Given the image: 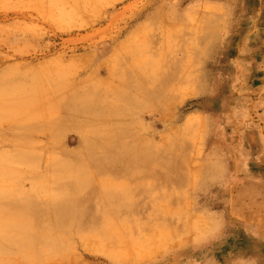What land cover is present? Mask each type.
Returning <instances> with one entry per match:
<instances>
[{
  "label": "rangeland",
  "instance_id": "obj_1",
  "mask_svg": "<svg viewBox=\"0 0 264 264\" xmlns=\"http://www.w3.org/2000/svg\"><path fill=\"white\" fill-rule=\"evenodd\" d=\"M67 114L79 127H59ZM32 131L69 135L58 149L6 141ZM218 148L224 173L208 164ZM20 157L159 159L166 175L139 213L125 179L39 198L48 229L17 260L264 264L231 215L209 230L215 212L264 207V0H0V174Z\"/></svg>",
  "mask_w": 264,
  "mask_h": 264
},
{
  "label": "crops",
  "instance_id": "obj_2",
  "mask_svg": "<svg viewBox=\"0 0 264 264\" xmlns=\"http://www.w3.org/2000/svg\"><path fill=\"white\" fill-rule=\"evenodd\" d=\"M64 120V119H60ZM59 120V121H60ZM59 125V122H58ZM29 132L14 134L13 139L6 140L12 143L15 149L19 144L30 143L37 145L40 141L38 135L45 136L51 140L50 146L57 147L56 141L64 140L69 134L52 131L42 134ZM41 134V135H40ZM1 139H5L1 138ZM18 150V149H17ZM224 148H218L208 164H215L225 171L228 160L219 154ZM222 156V157H221ZM166 175L165 164L162 160H149L144 158L125 159H57L46 158L34 159L27 157L13 158L1 162L0 174V264H28V258L15 259L14 256L27 251V247L38 245L39 232L47 231L48 222L39 206V198H50L49 195L71 193L78 197L96 198L102 191L101 182L104 178L112 180L125 179L129 186V193L132 194V203L128 208L133 213L140 210L157 208V201H150L149 185L153 187L159 200L161 191L158 189ZM147 194L144 196V194ZM141 194V196H139ZM230 197V196H229ZM231 199L235 196L230 197ZM254 199H263L264 196H254ZM236 199L240 196L236 195ZM255 201L253 207H231L228 213L215 212L211 218L209 230L217 237L222 233L225 226L224 219L229 220L228 215L234 218L239 232L247 233L251 238L249 241L263 243L264 241V207ZM139 215V214H138ZM44 219H46L44 221ZM45 229V230H44ZM211 233V235L213 234ZM25 250V251H24ZM248 260V259H247ZM247 262L255 261L248 260Z\"/></svg>",
  "mask_w": 264,
  "mask_h": 264
},
{
  "label": "bare ground",
  "instance_id": "obj_3",
  "mask_svg": "<svg viewBox=\"0 0 264 264\" xmlns=\"http://www.w3.org/2000/svg\"><path fill=\"white\" fill-rule=\"evenodd\" d=\"M213 23V21L209 18H205V21H204V27L206 28L207 32L210 30V27H211V24ZM43 79L44 76H41V75H38V77L36 79ZM59 79V78H58ZM95 95V94H94ZM179 97H176L175 99H173L174 101H179ZM127 101V100H126ZM127 103V102H126ZM90 106H92L94 108V105L93 103H88ZM75 106V105H74ZM91 107V108H92ZM77 110L79 112V110L77 109V107H73L72 105L71 106H68L67 109H66V113H70L71 111H75ZM68 118H64V120H60L59 121V127H67V126H74V127H79V125L81 124L80 122H78L77 120H72L71 119V115H68ZM71 119V120H70ZM195 124H196V120L192 119V117H188L186 119V121H184L183 123V127L185 129H189V128H192V127H195ZM34 125H32V129H33ZM83 146V144L81 143V147ZM81 206H86L87 204L84 202V201H81L80 202Z\"/></svg>",
  "mask_w": 264,
  "mask_h": 264
}]
</instances>
